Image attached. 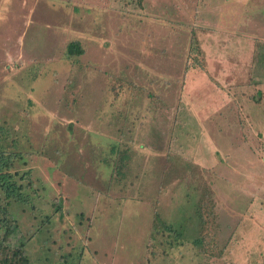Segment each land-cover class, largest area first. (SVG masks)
I'll return each mask as SVG.
<instances>
[{
  "label": "rangeland",
  "instance_id": "rangeland-1",
  "mask_svg": "<svg viewBox=\"0 0 264 264\" xmlns=\"http://www.w3.org/2000/svg\"><path fill=\"white\" fill-rule=\"evenodd\" d=\"M1 152L31 264H264V0H0Z\"/></svg>",
  "mask_w": 264,
  "mask_h": 264
},
{
  "label": "trees",
  "instance_id": "trees-1",
  "mask_svg": "<svg viewBox=\"0 0 264 264\" xmlns=\"http://www.w3.org/2000/svg\"><path fill=\"white\" fill-rule=\"evenodd\" d=\"M196 42L194 39L193 44ZM197 50V48H195ZM194 49V50H195ZM193 49L191 53H194ZM84 49L79 42H73L68 45L67 56L73 58L75 56H82ZM114 153L112 161L107 162L112 166V178H120L125 174L127 167L131 164V151L124 149L118 153ZM21 154L7 155L5 152L0 153V191L4 194V199L7 201L5 205L0 204V264H31L26 251V239L21 229L10 216V201L24 202L25 193L23 191L24 185L20 184L16 177L19 173L13 174L11 170L14 168V162L20 158ZM21 178H24L21 176ZM214 193L210 189H206L200 196L196 210L200 219V235L194 241V244L199 248L205 250L203 241L208 238L214 240V237L209 232V228L216 222L218 214L216 211V201L214 200ZM170 230V228H169ZM171 231V230H170ZM204 253H207L206 251Z\"/></svg>",
  "mask_w": 264,
  "mask_h": 264
}]
</instances>
